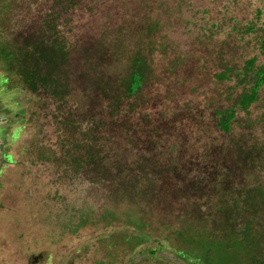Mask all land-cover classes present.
Wrapping results in <instances>:
<instances>
[{"label": "rangeland", "instance_id": "1", "mask_svg": "<svg viewBox=\"0 0 264 264\" xmlns=\"http://www.w3.org/2000/svg\"><path fill=\"white\" fill-rule=\"evenodd\" d=\"M74 1L59 28L87 51L103 46V84L109 79L118 89L137 54L151 71L136 98L124 100L111 116L75 49L65 67L72 87L59 103L46 92L30 93L16 78L7 85L0 66V127L7 121L9 134L0 139V264H264L253 245L239 247L236 235L222 240L211 223L198 225L199 215L222 218L211 182L219 169L227 174V184L217 182L219 192L229 189L222 198L231 202L227 214L239 204L252 220V233L264 240V86L248 111L237 112L230 133L217 125L251 84V78L240 79L244 63L255 57L256 65L264 64V0ZM0 4L8 6L0 8V22L9 27H27L63 8L55 0ZM225 70L226 78L217 79ZM78 106L106 124L100 131L106 166L116 158L129 175L128 166L148 163L134 169L138 188L131 197L120 181L93 178L95 183L73 172L67 154L68 167L58 162L63 137L71 134L62 133L56 119L78 116ZM131 220L138 226L126 225ZM108 223L112 237L102 234L110 231ZM140 225L155 241L148 245L152 257L143 252L131 258L118 238L130 231L137 236Z\"/></svg>", "mask_w": 264, "mask_h": 264}, {"label": "trees", "instance_id": "2", "mask_svg": "<svg viewBox=\"0 0 264 264\" xmlns=\"http://www.w3.org/2000/svg\"><path fill=\"white\" fill-rule=\"evenodd\" d=\"M55 2L58 5L61 2V4H63V8L55 7L50 9L48 13L41 16V21L28 24L27 27L24 26V24L19 25V27L18 25L15 27H9L5 26L6 21L0 22V66L5 74L4 80L7 81V85H9V81L16 78L23 85V87L32 94H37L43 91L57 103H59L58 101H65L66 97L69 95V90L72 87L70 80L71 73L67 71L65 67L67 66V58L70 51L75 49L84 59L87 69L86 72H88L92 77L95 88L100 90V93L104 95L109 106L108 110L111 113V116L119 114L122 102H124V100L128 101L136 98L138 93L146 84L148 74L151 71L149 64L143 55L137 54L132 58L127 74L119 79L118 89L114 90L113 86H109L108 78V81L103 84L101 76H99L98 73V71L102 70L98 60H102L103 52L106 53L105 49L101 45L98 48L95 47L94 51H87L80 43H78V41L76 46L74 41L70 42L71 40H69L62 33V30H60L59 26L61 25L59 20H61V22L65 20L68 12V3L69 6H75V1L62 0L58 3V0H55ZM5 5L7 9L2 8L1 4L0 8H2L3 11H9L7 4ZM150 30H152V28H150ZM259 47L261 51L264 52V36L260 41ZM253 62V60L247 62L244 72H242V76H244V78H248L249 76L252 80L251 84L249 83V88L246 91L241 92L236 101H234L231 105V108L225 111V115L222 116L221 119H219L220 121L217 123L218 128L223 132H229L230 123L233 119L232 115L236 107L245 109L251 102L257 100L259 89L264 82V66H260L259 69H256L254 75L251 76V70L248 69V66H250ZM217 77L219 80L226 78L225 74ZM82 78L83 76H79V79ZM85 101L86 103L89 102L86 97ZM88 105L89 104H83L81 107L85 108L88 107ZM81 107H77L76 111L79 112L78 116H60L56 119L59 121L58 124L60 125L61 131H63L62 133L66 134L67 132H70L71 134V136L66 134L63 137L61 142L62 156H60L58 162L64 163L67 166V158H65L67 154V157L69 158L70 156L71 158V160L69 158L68 166H70L71 170L73 169V172L86 173L87 177L95 183H99V180L95 181L93 178L102 179L106 182L113 179L114 183L116 181H120V186L125 187L124 192H126L127 197H131L130 194L133 195L134 190L138 188L137 183L134 182L133 172L136 173L134 169H143L145 166L148 167V163H146L145 160L141 166L134 168L128 166L127 174L129 175H125V171V173L121 172L122 166L120 165L123 163L121 164L122 161L119 160L116 161V158H111L110 160L113 165L108 164V166H106V163H104L106 160V138L103 142V138L100 136V131L105 128L106 124L102 123L99 117L90 115L89 112H87V114H82V110H80ZM7 123V121L2 123L3 129L1 131V137L3 138V135H5V138H3L4 140H6L9 136L8 129L6 128V126H8ZM50 157L52 159L53 155L51 154L48 156V161L50 160ZM151 168L154 170L153 167ZM170 168L169 170H171ZM109 169H113V171L116 172L113 173V175H116H109L107 172ZM142 169L137 173L141 172ZM209 170H207L208 173ZM210 171H212V169ZM216 172L217 176L215 179H212L211 182L213 192H217V195H214V197L220 195L221 198V200L218 198V202L220 204L217 208L222 218L217 217L215 214L214 216L209 215V217L207 216L206 219H204V216L203 218L202 215H199L198 225L201 226L205 223L208 227L211 223L212 226H210L209 229H214V235L222 240L231 236L235 238L236 235L237 238L233 241L238 243L239 247L243 244L245 246H250V244L253 245L254 252L252 251V253L259 255L261 259L264 260V240L261 239L262 242H260L258 239L259 234L252 233V220L249 219L248 216H245L246 214L243 213L244 209L237 204L235 205L232 213L227 214L226 207L231 202L225 199L222 200V198L225 196V192L228 194L229 191L227 190L229 189L226 188V185L221 186V192L218 191L220 188L217 189V184L220 183V179L222 182L227 184V174L225 171L219 169L218 171L216 170ZM216 172L212 173V175L215 176ZM125 179L126 182H124ZM129 184H131V186H129ZM200 191L202 190L200 189ZM205 196L206 199L210 200L213 194L208 191ZM237 202L238 200H235L234 203H232L235 204ZM236 213L238 214V217L235 216ZM242 214H244V216ZM214 218H217V220ZM126 225L138 226V223L131 220L128 221V224ZM104 228L110 229L112 233L104 230L102 232L103 235L107 234L111 237L114 235L113 231L115 229L112 228L109 223L106 224ZM229 229L231 232H228ZM138 232L141 235L137 233L136 236V231H130L129 233H126L127 235H125V237H119L118 240L125 246L126 253L131 258L137 257L139 253L142 254L143 252L147 253L149 257H152L150 255L148 245L155 243V241L148 233L144 232L141 225ZM179 235H181V233H179ZM123 238H125V241H123ZM187 243L189 246L192 245L191 247H193L196 245V240L187 241ZM158 244L160 245V243ZM160 249L163 250L161 246L156 248V255H158V251H160ZM259 250L261 252H258ZM152 252L155 253L154 251ZM238 252L247 256L250 254V252H246L245 249H240Z\"/></svg>", "mask_w": 264, "mask_h": 264}, {"label": "flooded vegetation", "instance_id": "3", "mask_svg": "<svg viewBox=\"0 0 264 264\" xmlns=\"http://www.w3.org/2000/svg\"><path fill=\"white\" fill-rule=\"evenodd\" d=\"M260 50H261V49H260ZM250 60H253V61H254L250 66H248V69L251 70V74H250V75L252 76V75H254L256 69H259L260 66H264V64L256 65V61H257V59H256L255 57H253V58L247 60V61L244 63L243 68L241 69V73L244 72L245 65H246V63L249 62ZM227 70H229V71L231 72L230 69H227ZM227 70L221 72V73H220L219 75H217V76H220V75H222V74H225V77H226L227 74L229 73ZM231 73H232V72H231ZM236 73H237V72H236ZM217 76H216V77H217ZM240 77H242V78H240ZM240 77H239V78H240L241 80H243L244 76H242V74H241ZM217 78H218V77H217ZM248 78H250V77L248 76ZM248 78H246V79H248ZM230 79H231V78H230ZM220 80H221V79H220ZM263 86H264V82H263L262 86H261L260 89H259V93H260V90L262 89ZM248 88H249V84H247V88H246L245 90H244V89H241V91H240V92L237 94V96L235 97V100H234V101H236L237 97L241 94V92L246 91ZM259 93H258V96H259ZM258 96H257V100H258ZM257 100H256V101H257ZM256 101L251 102V103L248 105V107H246L245 109H242L241 107H236V108L234 109V112H233V115H232V116H233V119H232V121H231V123H230V129H229V132H224V133L228 134V133L231 132L232 123H233V121H234L235 118H236V114H237V112H246V111H248L249 108H250V107H251ZM229 108H231V106H230ZM229 108H228V109H229ZM226 110H227V109H226ZM224 115H225V113L220 114V116H224Z\"/></svg>", "mask_w": 264, "mask_h": 264}, {"label": "crops", "instance_id": "4", "mask_svg": "<svg viewBox=\"0 0 264 264\" xmlns=\"http://www.w3.org/2000/svg\"><path fill=\"white\" fill-rule=\"evenodd\" d=\"M2 129H3V128H2V127H0V132L2 131ZM0 138H1V134H0Z\"/></svg>", "mask_w": 264, "mask_h": 264}]
</instances>
